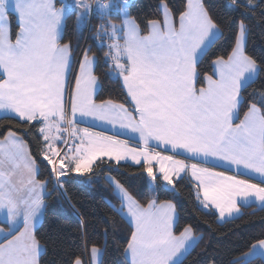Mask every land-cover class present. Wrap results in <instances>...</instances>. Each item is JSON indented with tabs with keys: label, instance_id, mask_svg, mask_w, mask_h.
Instances as JSON below:
<instances>
[{
	"label": "snow or ice",
	"instance_id": "snow-or-ice-1",
	"mask_svg": "<svg viewBox=\"0 0 264 264\" xmlns=\"http://www.w3.org/2000/svg\"><path fill=\"white\" fill-rule=\"evenodd\" d=\"M130 6V0H60L59 6L57 0H0V110L14 118L0 124V214L10 236L0 243V264H42L37 222L47 196L69 199L65 178L105 163L131 160L145 179L136 193L108 177L131 222L127 264H177L189 242L203 238L196 224L178 225L176 203L161 199L169 191L178 195L185 181L217 222L241 215L238 198L264 206V87L251 93L246 87L264 76V53L248 50V14L258 13L264 23V0H228L233 15L224 17L206 0H182L179 7L157 0L154 18L142 21ZM72 13L77 28L93 14L101 20L104 68L120 81L123 101L97 98L98 58L90 47L80 51L70 75L74 51L62 29ZM222 38L229 41L223 51ZM213 46L205 67L201 55ZM81 120L130 132L139 143L81 128ZM181 152L186 159L177 158ZM216 163L236 174L215 170ZM18 170L21 178L14 180ZM241 170L260 181L240 178ZM256 249L264 252V238L245 257ZM103 253L82 222L66 264H103Z\"/></svg>",
	"mask_w": 264,
	"mask_h": 264
},
{
	"label": "trees",
	"instance_id": "trees-1",
	"mask_svg": "<svg viewBox=\"0 0 264 264\" xmlns=\"http://www.w3.org/2000/svg\"><path fill=\"white\" fill-rule=\"evenodd\" d=\"M174 6H181L182 0H171ZM208 6L220 17L233 15L226 7L228 0H206ZM157 0H131L129 12L141 21L145 18H154ZM96 15L91 16L90 24L86 29H78L76 14L72 13L67 19V26L63 31V42L71 41L74 59L80 57L82 49L90 47L98 58L96 74L100 80L97 92L98 99L112 98L124 100L120 81L113 76L109 77L104 68L105 48L98 46L92 37L96 27ZM252 32L248 40L250 53L260 55L264 53V23L259 22V14H248ZM100 24L97 22V25ZM13 37L16 32L15 21L12 23ZM143 27V25H141ZM225 33V36H229ZM228 40L218 42L221 51L227 48ZM217 51L216 46L207 50L203 56L204 66L207 67V57ZM248 93L254 89L264 87V76L257 79L248 87ZM11 118V119H9ZM242 118V113L241 117ZM14 122L13 116L0 117V124ZM0 131H3L0 128ZM28 140V137H25ZM41 173L46 174L44 162L37 158ZM118 179L129 191L140 192L145 184L144 175L139 165L121 163L109 166L101 165L93 173L83 175L72 174L65 178L64 188L69 199L53 193L47 196V211L42 223L38 226L43 237L41 244L42 264H66L69 254L73 250L74 242H80L82 222L87 223L88 232L92 241L104 249L103 264H127V257L123 249L130 238L131 225L119 212L120 200L107 177ZM178 195L171 191L161 195V199H172L179 212L178 225L185 223L196 224V235L203 238L198 241L193 250L179 264H231L239 259L241 264H264V259L254 257L244 260L243 256L250 250L256 239L264 238V206H243L241 215L224 222H217V216L211 210L202 209L195 200L191 185L185 181L178 186ZM106 230V235H105ZM105 241L107 242L105 247Z\"/></svg>",
	"mask_w": 264,
	"mask_h": 264
},
{
	"label": "crops",
	"instance_id": "crops-1",
	"mask_svg": "<svg viewBox=\"0 0 264 264\" xmlns=\"http://www.w3.org/2000/svg\"><path fill=\"white\" fill-rule=\"evenodd\" d=\"M63 31H64V29H63ZM70 75H71V73H70ZM99 88H100V83L97 86L96 92H98ZM2 116H13V114L11 112H6V111H3V110H0V117H2ZM79 127H81V128L89 127L90 130H93V131L104 132L105 134H108V135H114V134L118 135L120 139L127 140L129 142V146H135L137 143H139L138 136H136L135 134H131L130 132H127V131H121L119 128H112L111 126H109L107 124H100V123L92 121V120H81L79 122ZM141 147H142V145H141ZM157 151H160V149L157 148ZM165 154H172V153L171 152H167ZM177 158L178 159H186V154H184L182 152L178 153L177 154ZM191 162H196V161H191ZM121 163H130V164L136 165L131 160L122 161ZM214 167H215V170L224 171L226 174H229V175L236 174V171H235L234 168H230L228 165H226L224 163H216L214 165ZM108 177H107V179H108ZM20 178L21 177H20V173H19V170H18L17 171V175L15 177H13V179L14 180H19ZM240 178H242V179H250L252 182H259L260 181V178L258 176L246 173V172H244V170H241ZM112 187H113V185H112ZM113 189H114V187H113ZM114 192L117 195V197L119 198V196L116 193L115 189H114ZM238 204L240 205L241 208L243 206H250V205H256L257 207L261 206L260 203L255 200V198H249L248 201H244L243 199L238 198ZM118 210L122 214V216L128 221V223L131 225L129 217L125 214L126 209H122L121 208V201H120V206L118 207ZM43 217L38 220L37 227L42 223ZM8 236L9 235L7 233V235H5V237H3V238H6ZM197 243H198V241H190L189 242V244L187 246V251L182 256H180L177 259V264H179L193 250V248L197 245ZM42 252H43V247L41 249V253ZM249 252H250V250L247 253H249ZM254 257H261V258L264 259V252H262L260 249H256L255 252H252V254L248 255L247 257H245V255H244L243 259L244 260H249V259H252Z\"/></svg>",
	"mask_w": 264,
	"mask_h": 264
},
{
	"label": "rangeland",
	"instance_id": "rangeland-1",
	"mask_svg": "<svg viewBox=\"0 0 264 264\" xmlns=\"http://www.w3.org/2000/svg\"><path fill=\"white\" fill-rule=\"evenodd\" d=\"M131 1V0H130ZM69 2H70V0H69ZM59 3H60V0H57V6H59ZM92 16V15H91ZM97 17V16H96ZM13 21H15V20H13ZM90 21H91V17H90V19H84V20H81L80 21V27L78 28V29H86V27L90 24ZM97 22H99L100 24H101V20H99L98 18L96 19V22H95V26H97L96 27V31L94 30L93 32H92V37L94 38V40H95V42H96V44L99 46L100 45V42H101V37H99V36H97V30L99 29V25L100 24H98L97 25ZM113 22L114 23H116V24H119L120 23V21L118 20V19H113ZM12 32H13V27H12ZM144 34H146V33H144ZM62 36H63V29H62ZM13 39H14V37H13ZM104 42L105 43H107L108 41H107V39L106 38H104ZM105 51H107V49L105 48L104 49ZM207 50H205V52H206ZM204 52V53H205ZM203 53V54H204ZM203 54L201 55V58H202V56H203ZM79 58L80 57H78L76 60L74 59V61H73V71H72V73H71V75H74L75 74V71H76V61H78L79 60ZM113 77L114 78H116L115 77V75H113ZM237 123L239 122L238 120L236 121ZM90 127V126H89ZM259 207H261V206H259ZM241 211H242V208H241ZM3 220H4V217H3V215L2 214H0V228H4L5 230L4 231H0V243H4L7 239H9L10 238V236H8V237H6V238H3V237H5V235H7V225L6 224H4L3 223Z\"/></svg>",
	"mask_w": 264,
	"mask_h": 264
}]
</instances>
